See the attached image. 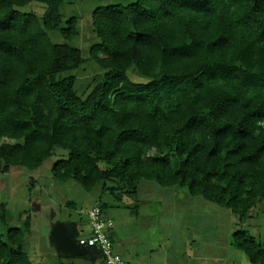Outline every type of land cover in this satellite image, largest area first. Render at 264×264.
I'll use <instances>...</instances> for the list:
<instances>
[{
	"label": "trees",
	"instance_id": "16d2710c",
	"mask_svg": "<svg viewBox=\"0 0 264 264\" xmlns=\"http://www.w3.org/2000/svg\"><path fill=\"white\" fill-rule=\"evenodd\" d=\"M65 1L0 0V175L38 170L62 151L56 182L119 198L150 181L241 222L253 217L264 202V0L96 7L89 58L105 73L85 97L72 74L86 62L74 45L79 20L63 21ZM33 3L42 15L23 10ZM30 219L10 227L1 205L0 264H33L24 250ZM77 239L68 253L93 250ZM231 246L264 264L249 230L234 231Z\"/></svg>",
	"mask_w": 264,
	"mask_h": 264
},
{
	"label": "rangeland",
	"instance_id": "374dc122",
	"mask_svg": "<svg viewBox=\"0 0 264 264\" xmlns=\"http://www.w3.org/2000/svg\"><path fill=\"white\" fill-rule=\"evenodd\" d=\"M134 1L66 0L61 7L63 21L70 16L79 20L80 36L74 45L81 49L86 62L72 72L76 77L78 95L85 97L105 73L89 58L91 47L98 42L93 33V10L98 6L127 5ZM44 8L42 4L33 3L23 10L42 15ZM50 36L56 42H64L60 35L53 33ZM128 76L134 81H143L135 74L129 73ZM59 153L38 170L14 168L8 174L0 175V207L2 204L6 207L7 225L23 227L30 216L24 250L33 264H105L100 256L88 260L76 256L75 252L63 253L56 241L59 225L68 228L69 220H85L88 205L96 201L95 195L102 190L99 187L87 192L74 181L59 183L53 180V164L59 158L67 157L66 152ZM122 196V201L117 202L108 193L102 198L105 201L111 197L119 207L121 202L131 206L123 211L124 222H115L108 228L112 227L114 249H118L120 243L136 255V249H142L139 256L148 264H163L167 256L170 264H249L243 252L231 246V236L239 228L248 229L264 243V203L255 209L253 217L241 222L229 210L200 197L193 198L180 187L163 188L154 182L142 181L136 194ZM62 202L71 204L63 205ZM75 206L83 208L81 214ZM103 214L106 218L109 210ZM5 230L0 224V233ZM75 235H80V229L73 232L72 240L76 239ZM188 242L191 246L187 245ZM76 250L80 249L76 247ZM237 255L242 261L234 259Z\"/></svg>",
	"mask_w": 264,
	"mask_h": 264
},
{
	"label": "crops",
	"instance_id": "0c3cea01",
	"mask_svg": "<svg viewBox=\"0 0 264 264\" xmlns=\"http://www.w3.org/2000/svg\"><path fill=\"white\" fill-rule=\"evenodd\" d=\"M105 195H107V194L104 193L102 190H101V192H99L98 194L95 195V200L96 201H94V203L91 202L92 205H88L87 212H86V219L85 220L82 219V218H79L78 220H75V221L69 220V223L70 224H69V227L68 228H65V227L59 225L58 230H56V233H55L56 241H57V236L58 235H62L66 239H68L69 241H71V243H72L73 240H72L71 237L73 235V232L74 231H78V229H80V235H75V238L76 239L79 238V237H83V236L89 235L90 234V226H89V223H88V212L95 205H103L104 213L109 210V215H107L106 219L107 220H110L112 222L111 225L113 224V226H114L115 225V222L116 223H118V222H121V223L124 222L126 220V217H125V214H124L123 211L124 210H129L131 208L130 204L121 202L122 205L119 207L118 205H116L115 203L112 202L111 197L114 199V201L117 202V201H122L123 196H120L119 198H117V197H114V196L111 195V197H109V198H107V200L103 201L102 198ZM262 203H264V202L259 203L257 205V208ZM62 204L64 205V204H71V203L70 202H68V203L62 202ZM74 208H75V210L78 213L81 214V211L83 210V208L78 209V207H76V206ZM138 210H139V205L136 206V216L138 214ZM254 215L255 214H253V216ZM124 217H125V219H124ZM109 233H110L111 239L114 241V234H113V231H112V227L109 229ZM253 236L256 237L255 235H253ZM57 243H58V241H57ZM187 245L188 246H191L190 245V242H188ZM263 245H264V243H263ZM59 246H60V244H59ZM117 248H118V249H116L117 250V253L121 257H123L124 259H126L128 261H131V262H135L136 264H148V262H146L145 260L141 259L140 256H139V255H141L140 252L142 251V249H136V252H137V255H136L134 252H131L130 249H128L126 247V245H123L121 243L117 246ZM60 249H61V251L63 253H68L69 252V250H67V251L63 250L61 248V246H60ZM74 252H75V255L76 256H79V257H82L83 259H88V260H90V259L93 260V257L94 258L95 257H98V256L101 257V255L97 251H89V250L88 251L87 250H78L77 251V250H75ZM74 252H71V253H74ZM246 258H247L249 264H251L247 256H246ZM234 259L235 260L240 259L242 261L241 257L238 256V255L235 256ZM182 260H184V259L182 258ZM170 262H171L170 261V257L167 256L165 258V261L163 262V264H170Z\"/></svg>",
	"mask_w": 264,
	"mask_h": 264
},
{
	"label": "built area",
	"instance_id": "2783aa9c",
	"mask_svg": "<svg viewBox=\"0 0 264 264\" xmlns=\"http://www.w3.org/2000/svg\"><path fill=\"white\" fill-rule=\"evenodd\" d=\"M90 234L77 239L78 246L97 251L105 264H136L121 257L114 249L108 228L111 221L104 217L100 206H93L88 212Z\"/></svg>",
	"mask_w": 264,
	"mask_h": 264
},
{
	"label": "water",
	"instance_id": "95a60500",
	"mask_svg": "<svg viewBox=\"0 0 264 264\" xmlns=\"http://www.w3.org/2000/svg\"><path fill=\"white\" fill-rule=\"evenodd\" d=\"M57 241L60 244L61 248L65 251L70 250L72 248L71 241H69L62 235L57 236Z\"/></svg>",
	"mask_w": 264,
	"mask_h": 264
}]
</instances>
